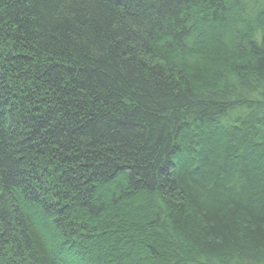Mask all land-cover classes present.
<instances>
[{"label": "trees", "instance_id": "obj_1", "mask_svg": "<svg viewBox=\"0 0 264 264\" xmlns=\"http://www.w3.org/2000/svg\"><path fill=\"white\" fill-rule=\"evenodd\" d=\"M0 264H264V0H0Z\"/></svg>", "mask_w": 264, "mask_h": 264}]
</instances>
